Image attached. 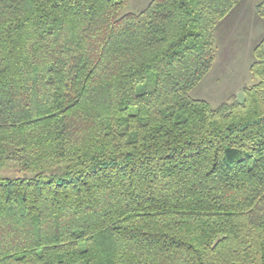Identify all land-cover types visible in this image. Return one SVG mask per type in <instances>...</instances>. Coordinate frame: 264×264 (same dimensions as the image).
<instances>
[{
  "label": "trees",
  "instance_id": "16d2710c",
  "mask_svg": "<svg viewBox=\"0 0 264 264\" xmlns=\"http://www.w3.org/2000/svg\"><path fill=\"white\" fill-rule=\"evenodd\" d=\"M238 1L0 0V264H264V36L190 96Z\"/></svg>",
  "mask_w": 264,
  "mask_h": 264
},
{
  "label": "rangeland",
  "instance_id": "374dc122",
  "mask_svg": "<svg viewBox=\"0 0 264 264\" xmlns=\"http://www.w3.org/2000/svg\"><path fill=\"white\" fill-rule=\"evenodd\" d=\"M150 0H129L128 10L139 11ZM262 0H239L215 28V60L207 75L190 92L212 107L232 95L241 100L243 89L253 83L250 64L253 49L264 36V19L255 11Z\"/></svg>",
  "mask_w": 264,
  "mask_h": 264
}]
</instances>
